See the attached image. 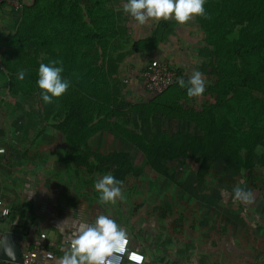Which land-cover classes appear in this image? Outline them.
Returning a JSON list of instances; mask_svg holds the SVG:
<instances>
[{
    "label": "trees",
    "instance_id": "obj_1",
    "mask_svg": "<svg viewBox=\"0 0 264 264\" xmlns=\"http://www.w3.org/2000/svg\"><path fill=\"white\" fill-rule=\"evenodd\" d=\"M204 7L208 18L195 17L204 40L197 70L214 80L202 94L208 100L200 110L184 108L180 97L186 89L178 83L127 110L118 76L127 58L129 29L122 20L124 13L110 0L24 4L8 50L0 54L9 90L36 101L42 132L50 128L61 134L69 162L89 174L111 173L122 182L143 174L127 153L102 156L90 146L103 131L135 146L157 174L171 180L168 163L189 159L198 164L194 173L199 179L220 161L228 173L264 169V153L255 160L264 142V0H206ZM175 27L162 22L135 48L151 52ZM51 61L61 62L57 66L63 67L62 77L71 86L45 104L36 81L39 65ZM20 70L23 80L18 78ZM171 89L173 96L159 98ZM168 121L193 123L199 133H169Z\"/></svg>",
    "mask_w": 264,
    "mask_h": 264
},
{
    "label": "rangeland",
    "instance_id": "obj_2",
    "mask_svg": "<svg viewBox=\"0 0 264 264\" xmlns=\"http://www.w3.org/2000/svg\"><path fill=\"white\" fill-rule=\"evenodd\" d=\"M110 1L113 6L118 3V0ZM31 2L32 0H24L26 5ZM119 2L122 5L126 0ZM20 18L21 13L15 12L7 4H0V54L8 50V39L15 34ZM179 78L187 81L189 77H181L178 74L173 87ZM203 78L206 90L214 79L204 76ZM140 84L143 89L144 85ZM184 92L180 98L181 104L187 110H200L201 105L208 100L202 95L189 98L186 90ZM173 95L171 89L159 98L167 99ZM153 98L155 97L150 99ZM143 99L141 97L136 102L124 97L123 102L127 110H130L135 104L150 101H142ZM165 129L169 133H199L196 125L190 122L168 121ZM42 131L36 101L32 97L13 95L10 92L9 77L0 62V176H8L10 171L18 175V171L24 169L28 174L34 167H18L17 164L22 160L27 163L41 161V168L46 167L52 173L69 176L66 177L69 180L70 175L91 176L81 185L90 188L92 196L88 198L91 200H87L91 201L92 205L99 204L104 208H132L136 207V203L142 206L153 204L158 219L171 228L192 222L201 224L205 230L202 236L211 234V238H204L197 244L204 250L212 248V259L215 262L213 264H264V169L256 167L250 173L244 170L228 173L224 163L220 161L206 178L199 179L194 173L198 164L194 159H189L168 163L173 177L171 180L157 174L135 146L122 142L109 131H103L91 139L90 146L102 156L114 152L127 153L133 165L140 168L143 174L139 177L130 176L123 182V199H118L114 205L100 204L94 185L108 173L96 171L89 174L86 168L71 167L65 138L50 128ZM263 153L264 142L259 145V153L256 152V162ZM92 160L96 161L95 158ZM237 185L252 191V203L233 202L232 190Z\"/></svg>",
    "mask_w": 264,
    "mask_h": 264
},
{
    "label": "crops",
    "instance_id": "obj_3",
    "mask_svg": "<svg viewBox=\"0 0 264 264\" xmlns=\"http://www.w3.org/2000/svg\"><path fill=\"white\" fill-rule=\"evenodd\" d=\"M126 2L121 5L118 0L114 6L118 11H123ZM122 20L129 29V44L125 49L127 58L118 76L123 99L129 97L137 102L143 97L142 101L151 100L152 96L145 90L144 72L152 63L165 62L184 77H190L193 71H197L201 64L199 50L204 46V41L194 17L184 25L173 19L159 22L149 20L140 25L126 13ZM162 22L176 24L174 33L163 34L151 52L135 48V43L149 39ZM140 83L144 85L143 89ZM17 165L34 168L28 174L24 169L19 170L18 175L10 171L8 176H0V236L5 233L21 236L18 243L23 253L28 249L37 250L46 264H57L58 258L68 249L78 224H92L98 216L105 215L126 231L130 247L145 255L144 264L214 262L212 248L204 250L197 244L204 238H211V234L202 236L205 230L201 224L192 222L171 228L161 223L153 204L142 206L136 203V207L132 208L92 205L88 201L92 196L90 188L81 185L91 176L70 175L69 180L66 178L69 176L52 173L46 167L41 168L42 162L36 160L32 163L22 160ZM70 165L75 166L71 162ZM3 263L0 261V264Z\"/></svg>",
    "mask_w": 264,
    "mask_h": 264
},
{
    "label": "clouds",
    "instance_id": "obj_4",
    "mask_svg": "<svg viewBox=\"0 0 264 264\" xmlns=\"http://www.w3.org/2000/svg\"><path fill=\"white\" fill-rule=\"evenodd\" d=\"M205 2L206 0H127L123 11L140 25L149 20L159 22L169 19L184 25L196 16L208 18ZM60 63L51 61L39 65L36 84L41 90V99L45 104L53 103L54 98L61 97L71 86V82L62 77L64 69L57 66ZM24 77V70H20L18 78L23 80ZM178 84L180 88L186 89L189 98L200 97L206 88L203 73L200 71H193L187 81L179 78ZM122 184L123 182L111 173L103 175L94 185L99 194L98 202L114 205L118 199H123ZM232 197L234 203L250 204L254 200L252 191L239 185L232 190ZM126 244V231L115 220L100 215L92 224H78L72 233L68 249L58 258L57 264H117L118 261L122 264L123 257L119 254ZM0 247L12 261L15 260L14 247L4 236H0Z\"/></svg>",
    "mask_w": 264,
    "mask_h": 264
},
{
    "label": "built area",
    "instance_id": "obj_5",
    "mask_svg": "<svg viewBox=\"0 0 264 264\" xmlns=\"http://www.w3.org/2000/svg\"><path fill=\"white\" fill-rule=\"evenodd\" d=\"M0 4H7L15 12L20 13L24 7L23 0H0ZM178 73L169 64L157 62L151 65L144 73L145 90L151 96H159L168 91L176 82ZM123 257L122 264H144L145 255L130 247V240L127 237V244L119 254ZM22 264H46L43 256L37 250L28 249L23 255ZM11 264V263H3ZM117 264H120L118 261Z\"/></svg>",
    "mask_w": 264,
    "mask_h": 264
},
{
    "label": "water",
    "instance_id": "obj_6",
    "mask_svg": "<svg viewBox=\"0 0 264 264\" xmlns=\"http://www.w3.org/2000/svg\"><path fill=\"white\" fill-rule=\"evenodd\" d=\"M8 241L11 242V244L14 247L15 251V260L12 261L10 257H8L4 251L3 248L0 247V261L4 263H11V264H22L23 263V257H22V247L19 245V240L22 239L21 236H17L13 233H5L3 235Z\"/></svg>",
    "mask_w": 264,
    "mask_h": 264
}]
</instances>
